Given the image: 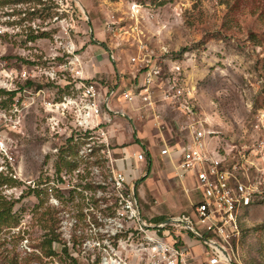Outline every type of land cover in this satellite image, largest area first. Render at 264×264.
Listing matches in <instances>:
<instances>
[{
    "label": "rangeland",
    "instance_id": "374dc122",
    "mask_svg": "<svg viewBox=\"0 0 264 264\" xmlns=\"http://www.w3.org/2000/svg\"><path fill=\"white\" fill-rule=\"evenodd\" d=\"M131 4L140 6V33H132ZM139 39L155 55L180 64L181 82L192 87L195 118L223 144L253 148L264 141V0H0V105L8 110L17 99L18 108L13 122L0 120V195L15 200L17 219L0 229V264H102L110 242L102 221L110 213L109 200L95 193L87 200L81 191L57 187L54 174L68 166L66 151L57 157L50 152L63 146L50 138L37 94L47 89L61 95L73 78L69 71L58 72L62 81L53 84L39 69L79 55L84 71L91 67L95 80L115 87L111 105L123 107L117 93L136 68L129 57ZM70 46L73 54L66 51ZM155 111L165 136L179 133L173 119L182 120L181 114L163 107ZM138 115L130 120L133 132L122 117H114L119 128L113 143L120 142L127 155L138 138L150 152L151 166L139 165L143 175L148 172L137 188L146 190L142 200L149 203L143 216L190 212L193 192H186L185 181L156 153L157 130L148 139L140 133L136 122L146 120ZM50 224L58 239L47 255ZM240 225L232 246L237 264H264V204L253 205ZM199 248L206 259L209 250Z\"/></svg>",
    "mask_w": 264,
    "mask_h": 264
},
{
    "label": "built area",
    "instance_id": "2783aa9c",
    "mask_svg": "<svg viewBox=\"0 0 264 264\" xmlns=\"http://www.w3.org/2000/svg\"><path fill=\"white\" fill-rule=\"evenodd\" d=\"M140 12L138 4H131L132 33L141 32ZM106 26L110 28L109 23ZM136 50L129 57L136 68L129 84L117 93L118 99L157 130L152 144L158 143L156 153L172 161L173 173L182 181L190 179L186 192L194 194L191 211L160 222L143 216L131 177L132 173L143 175L139 165L151 160L150 152L138 138L137 148H129L127 155L122 144L113 143L119 126L114 117H131L111 105L115 87L84 76L79 55L67 56L56 67L39 69L46 82L59 84L62 80L57 73L66 71L74 82H67L69 89L61 95L47 89L37 92L48 134L54 144L59 141L63 146H54L50 152L57 157L66 151L63 160L68 166L54 174L57 187L81 191L87 200L93 193L109 200L110 213L102 221L105 240L110 242L102 264H197L196 255L202 257L194 250L197 246L210 252L199 264H237L232 246L241 234V217L253 205L264 204V141L253 148L223 144L217 133L195 118L192 87L181 82L180 64L174 58L155 55L140 39ZM66 51L73 54L72 46ZM21 75L27 78L30 74L23 71ZM10 107L6 110L0 105V120L13 122V114L17 117V99ZM157 107L181 114L182 120L173 119L178 134L167 137L162 133L164 122Z\"/></svg>",
    "mask_w": 264,
    "mask_h": 264
},
{
    "label": "crops",
    "instance_id": "0c3cea01",
    "mask_svg": "<svg viewBox=\"0 0 264 264\" xmlns=\"http://www.w3.org/2000/svg\"><path fill=\"white\" fill-rule=\"evenodd\" d=\"M112 59V58H111ZM112 61H115V58L113 57V59H112ZM86 69V68H85ZM132 72V71H131ZM130 72V73H131ZM84 76L85 77H90V78H92V79H94L93 78V72H92V70H91V67H89V69H86L84 72ZM95 80V79H94ZM131 81V77H129L128 78V80H127V82H126V84H129V82ZM125 84V85H126ZM122 105H123V107H117V106H115L116 108H118V109H122L127 115H129L130 117H131V119L133 120V121H135L134 119H133V116H135V114H136V112H135V110H133L132 109V107L130 106V105H128V104H126V103H122ZM122 119H124L125 121V124H127V127L129 128L128 129V131H131V132H133V126H132V124H131V122H130V120L131 119H128V118H122ZM137 124H138V126L140 127V133H142V135H144L143 137L145 138V139H148V137H149V135L150 136H153V135H151V134H153L152 132L154 131V129L152 128V126H151V124H150V122L149 121H145V122H142V121H140V122H136ZM120 127H122V126H120ZM118 128H119V126H118ZM117 132V131H116ZM154 136H156V133H155V135ZM115 137H116V133H115V136H114V138H113V140L115 139ZM151 138V137H150ZM156 138V137H155ZM153 140V139H152ZM117 144H120V142H117ZM163 162H165L166 164H168L167 165V168H169V169H171L172 171H173V167H172V161L169 159V158H167V157H163V160H162ZM146 166H148V168L151 166V160H148L147 162H146ZM126 173H128V171L126 170ZM129 173H131L130 171H129ZM137 175H139V174H136L135 173V180H133V183H134V185H135V191H136V194H137V196H138V199H139V203H140V206H141V209H142V211L144 210V204H149L148 203V201L146 200V199H144V200H142L143 198H145L144 197V194L146 193V190L145 189H143V187H142V189L140 188V190L137 192V188L141 185V183H142V181L144 180V178L148 175V172L142 177V176H140V177H138ZM185 183L187 184V186H189L188 184H190V179H188V180H185ZM145 211V210H144ZM189 212L187 211H183V212H181V214H179V215H186V214H188ZM179 215H170V216H164L165 218H169V217H172V216H179ZM157 216H160V215H157ZM157 216H154V217H157ZM150 218H153V216H151ZM194 250H195V252H199L200 251V248H199V246H197V247H195L194 248ZM195 262L197 263V264H199L200 262H202V257L201 256H199V255H196V257H195Z\"/></svg>",
    "mask_w": 264,
    "mask_h": 264
},
{
    "label": "trees",
    "instance_id": "16d2710c",
    "mask_svg": "<svg viewBox=\"0 0 264 264\" xmlns=\"http://www.w3.org/2000/svg\"><path fill=\"white\" fill-rule=\"evenodd\" d=\"M51 8H52V5H48L46 10L49 12ZM36 37L37 36H30L31 39H35ZM1 92L7 93L9 95H14L15 93V91L5 92L3 90H1ZM1 103L4 104L5 100H3ZM9 179L11 180V178ZM4 181H7V180H4ZM14 204H15V200H7L4 196L0 195V229L3 226H7V225L14 224L17 222L16 221L17 219L13 212ZM165 219L166 218L164 216H157V217H153L152 221L160 222ZM48 229H49V234H48L49 237L46 240V245L48 249L47 255H51L53 253L51 249V244L53 241L58 239V235L56 234L55 227L52 226V224L48 226Z\"/></svg>",
    "mask_w": 264,
    "mask_h": 264
}]
</instances>
